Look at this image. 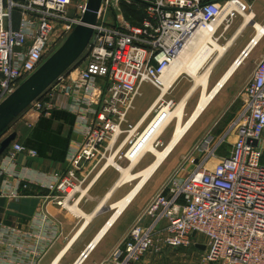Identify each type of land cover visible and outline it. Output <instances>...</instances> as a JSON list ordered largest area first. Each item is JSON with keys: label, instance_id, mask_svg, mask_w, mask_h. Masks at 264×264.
Here are the masks:
<instances>
[{"label": "built area", "instance_id": "1", "mask_svg": "<svg viewBox=\"0 0 264 264\" xmlns=\"http://www.w3.org/2000/svg\"><path fill=\"white\" fill-rule=\"evenodd\" d=\"M86 3L0 0V103L39 68L56 25L63 36L80 23L76 14L68 15L69 7L74 5L81 15ZM122 4L141 6L140 24L132 25L122 16ZM230 6L235 9L226 12ZM14 12L20 16L16 29ZM250 12L251 5L244 0H102L85 66L60 75L29 109L49 115L58 95L74 97L77 128L84 140L70 153L65 176L24 175L19 186H39L55 193L60 199L56 204L62 207L64 198L70 200L78 193L85 168L101 159L108 166L103 146L112 136L128 132L129 139L134 134V128L122 129V125L140 86L148 83L160 89L163 71L197 30L216 25L212 32L216 42L214 35L220 26L227 30L238 16ZM106 13L116 15L112 24L104 21ZM244 94L243 110L233 123L236 140L230 154L208 168L211 152L187 176L180 178L175 173L146 208L145 216L151 222L135 225L109 264H142L146 256L190 245L204 246V263L264 264V56ZM164 106L172 108L171 102L161 103L156 113ZM26 150L21 144L12 145L8 156L12 170L15 155ZM28 153L37 156L32 150ZM2 195L17 198V188ZM80 259L81 264L83 257L75 264Z\"/></svg>", "mask_w": 264, "mask_h": 264}, {"label": "crops", "instance_id": "2", "mask_svg": "<svg viewBox=\"0 0 264 264\" xmlns=\"http://www.w3.org/2000/svg\"><path fill=\"white\" fill-rule=\"evenodd\" d=\"M252 4L251 12L244 13L252 16L249 22L245 21L244 15L238 16L240 19L238 24L235 22L236 18L227 30H223V26L218 28L214 35L216 42L211 35L212 43L217 45L218 49L209 54L197 72V78L206 76L205 88L185 72L179 74L165 92L162 91V86L160 89L148 83L140 86L139 94L134 98L132 108L127 111L125 123L122 125V129H126L127 126L134 128V134L127 139L128 132L115 133L108 144L103 146V151L111 154L114 159L127 146H131L129 140L133 143L148 126L159 104L171 102L170 109L174 110L177 105L184 102L182 124H185L198 109L202 97H207L211 93L213 95L185 131V135L109 226L117 210L115 204L130 194L136 181L117 186L121 173L117 168L116 170L106 166L104 159L94 161L85 168L82 173L84 180L78 193L70 200L64 198L62 207L56 204L60 199L56 198L58 196L55 193L39 186L31 185L28 189L19 186L24 183L21 180L24 175L33 178L48 177L54 173L66 175L70 153L84 140L83 133L77 128V117L74 113L77 102L74 97L58 95L54 99L55 110L75 116L71 132H68L69 128L66 126L62 132L64 136L69 134L63 161L34 157L27 149L15 155V167L13 170L10 167L8 156L12 145L16 143L23 145L30 130L38 121L39 114L26 110L20 117L23 124L21 131L8 134L13 119L0 132V171H3L0 175V264H75L89 250L92 243L95 244L94 247L88 251L81 264H109L113 253L121 246L129 231L137 224L146 226L151 222V218L145 216L146 208L171 180L172 169L186 170L185 174L179 173L185 177L209 153L212 152L213 155L206 162L208 168L230 154L236 140L233 123L243 110L246 100L244 89L252 78L257 63L264 56V32L256 39L258 31L254 28V24H259L264 29V10L255 12ZM75 14L80 23L74 26L72 32L81 24L83 17V14H77L72 5L68 9V15ZM14 15L18 16L16 21ZM133 15V25L140 24L141 11ZM110 16L106 13L104 17L107 24H110ZM19 18V13L14 12L15 29L19 27ZM113 18L112 23L116 20V17ZM249 26L253 30L249 29ZM215 27L216 25L214 29ZM56 28L53 42L59 38L62 42L49 59L66 43L72 33L61 37V28L57 25ZM90 41L64 73L85 66L86 50ZM207 44L211 46L209 42ZM176 127L177 121L173 118L161 132L158 139L161 147L158 150H163L168 145ZM189 132L196 133L185 140ZM12 135L14 138L2 147ZM207 139L210 142L204 144ZM179 147L182 149L175 154ZM153 160L151 154H145L129 172L134 174V168L139 167L137 173L149 166ZM163 167L165 170L161 173L160 169ZM15 188L18 191L17 198L2 195L4 192H12ZM146 258L142 259V264H150L151 260H154L151 257Z\"/></svg>", "mask_w": 264, "mask_h": 264}, {"label": "bare ground", "instance_id": "3", "mask_svg": "<svg viewBox=\"0 0 264 264\" xmlns=\"http://www.w3.org/2000/svg\"><path fill=\"white\" fill-rule=\"evenodd\" d=\"M231 9H235V6H230L229 9L226 10L228 12ZM245 17V21L249 22L252 16L243 14ZM224 16V15H223ZM222 16V17H223ZM222 17L218 22L221 21ZM215 26V25H214ZM214 26H210L206 29L197 30L193 36L186 42L178 56L174 59V61L168 66L162 73L160 77V81L162 84V91L165 92L173 81L178 77L179 74L185 72L189 76L195 78L199 85H203L206 87L207 78L206 76L198 77L197 72L204 64L206 58L209 54L218 49L217 45L212 43L211 35L214 29ZM254 28L257 29L258 34L256 39L261 36L264 32V29L259 24H254ZM210 43L211 46H208L207 43ZM27 88V87H26ZM26 88L20 90L16 98H18ZM213 93H211L207 97H202V100L197 107L196 112L189 117L188 121L185 124H182V120L184 117V102H181L179 105L175 107L174 110L169 107H162L159 110L148 126L142 131V133L134 140L131 146L126 150L124 154V158L129 162V167L127 169L120 168L113 161V157L108 160V164L116 167L121 173V178L117 183V186L126 184L128 182L136 181L132 191L130 194L123 199L121 202L115 204L117 208L114 217L109 222L108 226L114 221L117 215L125 208L128 202L139 192V190L144 186V184L148 181V179L152 176V174L157 170V168L161 165V163L165 160L167 155L173 150L176 144L181 140V138L185 135V131L191 125V123L195 120L200 111L204 108V106L209 102ZM6 117H4L5 119ZM175 118L177 121V127L175 132L172 133L171 140L168 145L163 150H158L155 146L157 140L159 139L162 130L165 126ZM145 154H151L154 157L153 162L147 166L146 168L140 170L137 173H130L129 170L138 164L140 159ZM81 260V259H80ZM79 260V262H80ZM78 262V263H79ZM55 264V263H54Z\"/></svg>", "mask_w": 264, "mask_h": 264}, {"label": "water", "instance_id": "4", "mask_svg": "<svg viewBox=\"0 0 264 264\" xmlns=\"http://www.w3.org/2000/svg\"><path fill=\"white\" fill-rule=\"evenodd\" d=\"M102 0H87L86 10L83 14L81 24L71 33L66 43L51 57L45 65L30 79L24 82L11 96L0 104V132L15 119V117L35 101L41 94L60 76L65 69L85 49L92 37V26L95 25L97 13ZM247 51V50H246ZM27 87V88H26ZM26 88L16 98L17 93ZM31 103V104H32ZM4 117H6L4 119ZM14 138L12 135L3 145ZM95 244L89 246L90 251ZM196 248L204 250L203 245ZM84 253L83 258L88 253Z\"/></svg>", "mask_w": 264, "mask_h": 264}, {"label": "rangeland", "instance_id": "5", "mask_svg": "<svg viewBox=\"0 0 264 264\" xmlns=\"http://www.w3.org/2000/svg\"><path fill=\"white\" fill-rule=\"evenodd\" d=\"M249 4H252L253 2V10L257 13H259L260 10H264V0H246ZM132 6V5H131ZM136 6L138 9L141 7L140 5L136 4L134 5ZM121 9H122V16L127 19L131 24L133 23V13L132 12L133 10H131L130 8H128V5H124L122 4L121 6ZM136 10V9H135ZM137 12H140L138 10H136ZM14 21H16L18 19V16H15L14 15ZM115 18L116 15L115 14H111L110 16V24H112V18ZM121 17V16H120ZM113 18V19H114ZM240 21L239 18H237L235 20V22L238 24V22ZM257 22V21H256ZM133 25V24H132ZM249 29L253 30V28L251 26H249ZM53 34L54 32H52V36L50 38V45H49V49H48V52L47 54L45 55V57L43 58V61L42 63L40 64L39 68L33 72L32 74H30L29 76H27L26 78H24L23 80H21L14 88L13 92L10 93L8 96H6V98L3 101H5L9 96H11L24 82H26L28 79H30L31 77H33L44 65L45 63L47 62V60L49 59V57L54 53L55 50H57L60 46V43L62 42V39L59 38L56 42H53ZM62 37V36H61ZM89 48V46H88ZM87 48V50H88ZM86 50V51H87ZM1 102V103H2ZM0 103V104H1ZM32 103V102H31ZM31 103L30 105L25 108L23 111H21L14 119V121H12V124L9 126L10 128H8V131L7 133L8 134H11V133H17L19 131H21V129H23V124L20 122L21 121V115L27 111H30V106H31ZM32 112V111H31ZM187 108L185 109V115H187ZM34 113V112H33ZM196 132H189V134L187 135L186 139H190L192 136L195 135ZM131 145V144H130ZM156 148L157 149H160L161 147V144H160V140H158V142L155 144ZM129 146H127L119 155L117 158H113V161L116 163V165L118 167H122L123 169H127L126 167H128L129 165V162L123 157L127 148ZM262 147L264 148V142L262 143ZM182 149V147H179L177 149V151L175 152V154L180 150ZM107 158H110L111 157V154H106ZM150 156V155H148ZM110 168H113V169H116V167H114L113 165L109 164L108 165ZM139 167H135L134 168V172L136 173V171H138ZM117 170V169H116ZM165 170V167H163L162 169H160V172L162 173L163 171ZM182 172V173H181ZM187 171L186 170H182V169H172L171 170V177H173V175L175 173H178L179 177H183L181 176L180 174H185ZM180 173V174H179ZM195 240H201L200 236H195L194 238ZM146 257H151V258H154V260H151L150 264H208V263H204L201 261V250L194 247L193 245H190L189 247H182V248H177V249H166L164 250V252H162L160 255H155V256H146ZM145 257V258H146ZM147 259V258H146Z\"/></svg>", "mask_w": 264, "mask_h": 264}, {"label": "trees", "instance_id": "6", "mask_svg": "<svg viewBox=\"0 0 264 264\" xmlns=\"http://www.w3.org/2000/svg\"><path fill=\"white\" fill-rule=\"evenodd\" d=\"M128 8L133 10V14L139 13L136 10L140 11L134 5ZM74 122L75 116L61 110L54 109L49 116L41 114L22 146L35 151L40 158L63 161L69 143V134L64 136L62 132L65 126L69 128L68 132H71Z\"/></svg>", "mask_w": 264, "mask_h": 264}]
</instances>
